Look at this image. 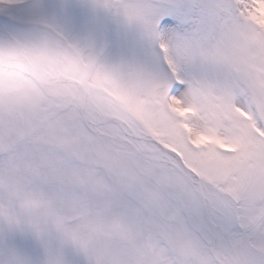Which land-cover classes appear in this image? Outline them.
I'll list each match as a JSON object with an SVG mask.
<instances>
[{"label": "snow or ice", "instance_id": "1", "mask_svg": "<svg viewBox=\"0 0 264 264\" xmlns=\"http://www.w3.org/2000/svg\"><path fill=\"white\" fill-rule=\"evenodd\" d=\"M0 0V264H264V0Z\"/></svg>", "mask_w": 264, "mask_h": 264}, {"label": "rangeland", "instance_id": "2", "mask_svg": "<svg viewBox=\"0 0 264 264\" xmlns=\"http://www.w3.org/2000/svg\"><path fill=\"white\" fill-rule=\"evenodd\" d=\"M80 26L93 33L98 39L106 40L111 50H117L122 44L132 40L119 28L111 13L104 9L92 10L85 7L87 0H71Z\"/></svg>", "mask_w": 264, "mask_h": 264}]
</instances>
